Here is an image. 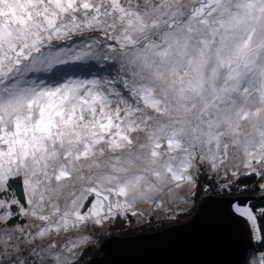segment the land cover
<instances>
[{"label": "snow or ice", "instance_id": "1", "mask_svg": "<svg viewBox=\"0 0 264 264\" xmlns=\"http://www.w3.org/2000/svg\"><path fill=\"white\" fill-rule=\"evenodd\" d=\"M233 190L264 201V0H0V264H85ZM228 203L229 264H264V206Z\"/></svg>", "mask_w": 264, "mask_h": 264}, {"label": "water", "instance_id": "2", "mask_svg": "<svg viewBox=\"0 0 264 264\" xmlns=\"http://www.w3.org/2000/svg\"><path fill=\"white\" fill-rule=\"evenodd\" d=\"M232 197L251 201L255 198L212 196L211 199L207 198L194 216L185 223L136 234L145 237L144 239L127 240L125 236H118L108 240L103 254L91 259L87 264H229L237 258L236 252L242 247L240 241L225 231L212 233L205 239L193 234L197 222L209 207L228 202ZM167 229L174 230L166 231Z\"/></svg>", "mask_w": 264, "mask_h": 264}, {"label": "bare ground", "instance_id": "3", "mask_svg": "<svg viewBox=\"0 0 264 264\" xmlns=\"http://www.w3.org/2000/svg\"><path fill=\"white\" fill-rule=\"evenodd\" d=\"M213 217L214 220L212 221ZM220 231L231 234L240 241L242 246L246 242V228L243 222L230 216L228 202H221L209 207L197 222L193 235L200 239H205L208 235Z\"/></svg>", "mask_w": 264, "mask_h": 264}, {"label": "rangeland", "instance_id": "4", "mask_svg": "<svg viewBox=\"0 0 264 264\" xmlns=\"http://www.w3.org/2000/svg\"><path fill=\"white\" fill-rule=\"evenodd\" d=\"M238 192H236L235 190H233V192L231 194H216V193H210L209 195L212 197V196H227V195H236ZM208 197L207 196H201L200 198H198V201H197V204L195 206V208H193L192 212H191V215L187 216V217H181V219L179 220V223L178 224H182V223H185L187 222L188 220H190L195 212L198 210V208L206 201ZM256 199V198H255ZM253 199V200H255ZM172 226L171 224H166V226H164L163 228H166V227H170ZM160 226H156L155 228H158ZM161 230V229H159ZM143 233H148V232H143ZM136 234H141V233H135ZM118 235H122L121 234V229L120 228H115L113 230H111V235L106 237L104 240H101V242H99V244L97 245V248L99 249H104V246H105V243L110 240V239H113L114 237H118ZM120 237V236H119ZM90 257H86V260H85V264H87L90 260ZM88 260V262H87ZM87 262V263H86Z\"/></svg>", "mask_w": 264, "mask_h": 264}, {"label": "trees", "instance_id": "5", "mask_svg": "<svg viewBox=\"0 0 264 264\" xmlns=\"http://www.w3.org/2000/svg\"><path fill=\"white\" fill-rule=\"evenodd\" d=\"M235 196H252V197H255L256 199L254 198L255 200L252 201V203L255 204L257 207L264 206V201H261L259 199V193L258 192H238ZM164 226H166V225L160 226L158 228L154 227L153 229L148 230L146 232L158 231L159 229H164L163 228ZM131 235H135V234H131ZM118 236H124V235H118ZM102 254H103V249H99L96 247L95 249H93L92 251L89 252L88 257H90V259H93L97 256L102 255ZM87 262H88V260H87Z\"/></svg>", "mask_w": 264, "mask_h": 264}]
</instances>
